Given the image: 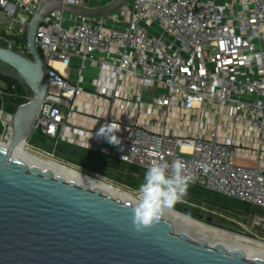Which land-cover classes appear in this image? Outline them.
<instances>
[{"label": "built area", "instance_id": "built-area-1", "mask_svg": "<svg viewBox=\"0 0 264 264\" xmlns=\"http://www.w3.org/2000/svg\"><path fill=\"white\" fill-rule=\"evenodd\" d=\"M51 1L102 9L116 0ZM37 7L0 0V35L22 54ZM34 42L47 89L33 131L144 171L179 159L190 185L264 209V0H125L101 15L55 9ZM25 90L1 85L3 142L32 97ZM4 96L21 100L13 112ZM113 121L119 145L96 135ZM23 145L41 150L28 138Z\"/></svg>", "mask_w": 264, "mask_h": 264}, {"label": "water", "instance_id": "water-1", "mask_svg": "<svg viewBox=\"0 0 264 264\" xmlns=\"http://www.w3.org/2000/svg\"><path fill=\"white\" fill-rule=\"evenodd\" d=\"M124 1L87 9L38 0L25 34L27 53L14 50L11 40L0 45V62L32 93L14 112L8 145H0V264H264L240 249L209 245L175 231L163 218L138 233L131 219L133 204L13 156L14 148L32 134L47 89L34 42L41 19L55 9L107 14ZM0 40L5 38L0 35Z\"/></svg>", "mask_w": 264, "mask_h": 264}, {"label": "bare ground", "instance_id": "bare-ground-1", "mask_svg": "<svg viewBox=\"0 0 264 264\" xmlns=\"http://www.w3.org/2000/svg\"><path fill=\"white\" fill-rule=\"evenodd\" d=\"M0 145L7 146V142L0 140ZM32 152V151H31ZM29 152L20 142L13 150V156L24 160L29 165H37L41 170H49L53 175L62 176L67 181H73L76 184H85L90 189H98L101 193L120 199L122 202H129L133 205L136 199L128 192L120 190L105 180L98 178L85 170L76 168L73 165L60 162L59 160L37 155ZM168 222L172 223L175 231H182L193 239H203L209 245H223L227 249H240L247 258L260 257L264 259V242L254 240L245 236L230 234L220 230L212 225H208L196 219H193L174 209H165L162 216Z\"/></svg>", "mask_w": 264, "mask_h": 264}, {"label": "rangeland", "instance_id": "rangeland-1", "mask_svg": "<svg viewBox=\"0 0 264 264\" xmlns=\"http://www.w3.org/2000/svg\"><path fill=\"white\" fill-rule=\"evenodd\" d=\"M3 15L0 12V21L3 19ZM4 44L2 40H0V45ZM6 46V45H5ZM0 73L4 75H8L11 77H14V72L11 67L8 65L0 62ZM34 138V136H38L37 131H33L30 137H28V141L30 139ZM43 143V142H42ZM52 145V141L45 138L44 144L38 145V147L43 149H48L47 147ZM37 147V148H38ZM26 148V147H25ZM43 148V149H42ZM29 152L35 153V151H38V153H35L37 155H41L44 157H51L56 159L57 157L48 155L45 150L41 151L35 148L27 147L26 148ZM59 160V159H57ZM60 162H63L62 160H59ZM68 164V163H67ZM76 168H79L75 166ZM81 169V168H79ZM84 170V169H81ZM121 171H109L105 170V172L108 173V175H101L97 173L95 170L87 169L85 170L87 173H90L94 176H97L98 178L105 180L109 184L120 188V190L123 189V191H126L130 193L135 199L137 197V190L144 182V178L141 174V172L137 169H133L131 167H128L127 165H121L120 168ZM120 176L122 180H116L113 179L112 176ZM129 182L134 183V187H129ZM173 208L174 210L183 213L193 219H196L198 221H201L203 223L212 225L220 230H223L230 234H237L241 236H245L248 238H252L255 241H261L264 242V227H260L256 224L257 219L260 217H264V209H257L258 211L262 213H249L244 210H241L240 208H233L227 212H224L223 210H219L216 206H213L208 199L204 197H198V198H191V194L187 193V195L179 202H177Z\"/></svg>", "mask_w": 264, "mask_h": 264}, {"label": "clouds", "instance_id": "clouds-1", "mask_svg": "<svg viewBox=\"0 0 264 264\" xmlns=\"http://www.w3.org/2000/svg\"><path fill=\"white\" fill-rule=\"evenodd\" d=\"M119 131L120 125L113 121L101 126L96 135L105 137L110 144L119 145L121 141L116 135ZM192 179L185 163L179 159L171 165L153 161L137 190L136 203L131 208L134 229L143 233L158 224L164 210L171 209L187 195Z\"/></svg>", "mask_w": 264, "mask_h": 264}, {"label": "trees", "instance_id": "trees-1", "mask_svg": "<svg viewBox=\"0 0 264 264\" xmlns=\"http://www.w3.org/2000/svg\"><path fill=\"white\" fill-rule=\"evenodd\" d=\"M23 42H25V38H23ZM3 43L4 44H2V46H5L6 45L5 41H3ZM1 85H4V88L8 93L12 92L15 93L16 95H21L26 93L24 84L18 81V79H16L15 77L4 75L2 73H0V88ZM4 98L6 100L4 109L9 112H13L16 104L20 103L21 101L18 98H11V97L8 98L7 96H4ZM1 101L2 100L0 99V105H1ZM8 102L13 103V105H10ZM0 131H1V127H0ZM44 141L45 138L38 133V136H34V138L32 136L29 143L34 147H38V145L44 144ZM47 148H48L47 150L43 148L42 149L45 150L46 152L52 153L54 157H57V159L62 160L63 163L66 164L68 163L70 165L77 166L84 170L92 169L101 175H108V173L105 172L106 169L111 172L118 170L121 171L120 170L121 165H127L125 163L116 160H111L106 156L99 155L98 153L92 151L90 152L87 149L80 148L78 146L68 144L62 141H58L56 144L52 142V145ZM127 166L139 170L144 178L146 171L140 170L139 168L132 165H127ZM112 178L119 181L122 180V178L118 175L112 176ZM128 185L129 187H134V183L132 182H129ZM188 193L191 194V198L204 197L208 199V201L213 206H216L217 208H219V210H223L224 212H227L235 207L236 208L238 207L241 210H244L249 213L251 212L262 213L257 210L259 208L256 209V207H252L241 201L228 197H223L218 194L206 191L198 186L190 185L188 188ZM173 208L176 207L173 206Z\"/></svg>", "mask_w": 264, "mask_h": 264}]
</instances>
